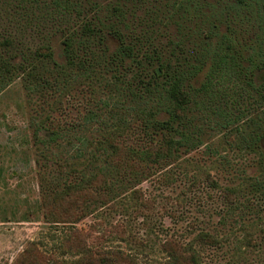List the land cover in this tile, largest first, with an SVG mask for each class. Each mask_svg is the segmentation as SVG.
Returning <instances> with one entry per match:
<instances>
[{
    "label": "rangeland",
    "instance_id": "374dc122",
    "mask_svg": "<svg viewBox=\"0 0 264 264\" xmlns=\"http://www.w3.org/2000/svg\"><path fill=\"white\" fill-rule=\"evenodd\" d=\"M189 2L0 0V264H264L255 11ZM224 34L241 73L201 91Z\"/></svg>",
    "mask_w": 264,
    "mask_h": 264
},
{
    "label": "trees",
    "instance_id": "16d2710c",
    "mask_svg": "<svg viewBox=\"0 0 264 264\" xmlns=\"http://www.w3.org/2000/svg\"><path fill=\"white\" fill-rule=\"evenodd\" d=\"M189 1L190 0H173V3L175 7L179 6L184 8V6L185 7L189 6L190 4ZM237 5L240 8L243 7L244 9L255 11L253 16L257 23L256 26L260 31L258 35L260 40L250 45V50L252 51V53H250L249 57H247L248 65L246 66V70L248 73L252 74L253 70L257 69L261 71L263 68L264 54L261 51L262 48L261 43L264 42V0H237ZM173 9L174 7L172 6V8L169 9V12L168 14H166V16H168ZM115 34L119 35L120 30L116 29ZM203 40H207V39H203ZM182 42L184 43L185 41ZM204 43L207 42L204 41ZM208 44L209 43H207L202 47L201 52L203 54L207 53L206 50L208 49L206 48V46H208ZM210 44L212 45V42ZM236 45H237L236 42L234 40H231L230 37H228V35L226 34L223 35L222 40L220 41L219 45L215 50V53H213L212 55L213 62L211 63L208 69L207 79L205 81V84L202 85L203 87H201L202 88L200 89L201 91L205 90V92H211L216 87V85L221 83H226L228 78H232L233 74L237 70H238L237 74L241 73L242 65L238 63L235 59L241 57V55L237 51ZM126 48L129 49L127 50L128 54L136 58L135 54L133 53V49L131 47H126ZM205 58L203 56L198 57L193 66L185 65L184 67L179 69V75L198 74L200 71L204 69L207 63V59L205 61ZM242 61L243 59H241V62ZM238 66L240 67L238 68ZM155 73L156 75H158L157 70H155ZM177 75L178 74H176L175 76ZM179 79L180 77L176 78L175 80H179ZM171 250H173L174 256H172L170 264H182L184 263L183 259H187V258L191 259L192 263L199 264V261L194 256L179 254L173 247L171 248ZM110 261L111 260L109 259V257H104V260L102 259L101 262L99 261L96 262L94 260H89V261L81 260L76 264H102V263L108 264L110 263Z\"/></svg>",
    "mask_w": 264,
    "mask_h": 264
}]
</instances>
